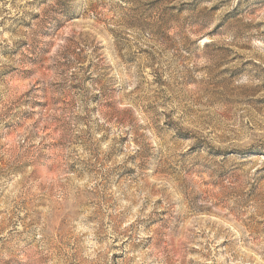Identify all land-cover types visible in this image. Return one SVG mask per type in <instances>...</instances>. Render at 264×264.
<instances>
[{
    "label": "rangeland",
    "instance_id": "obj_1",
    "mask_svg": "<svg viewBox=\"0 0 264 264\" xmlns=\"http://www.w3.org/2000/svg\"><path fill=\"white\" fill-rule=\"evenodd\" d=\"M0 264H264V0H0Z\"/></svg>",
    "mask_w": 264,
    "mask_h": 264
}]
</instances>
